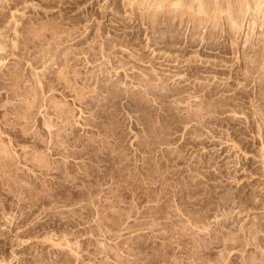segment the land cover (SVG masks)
<instances>
[{
  "label": "rangeland",
  "instance_id": "1",
  "mask_svg": "<svg viewBox=\"0 0 264 264\" xmlns=\"http://www.w3.org/2000/svg\"><path fill=\"white\" fill-rule=\"evenodd\" d=\"M198 3L0 0V264H264V24Z\"/></svg>",
  "mask_w": 264,
  "mask_h": 264
},
{
  "label": "bare ground",
  "instance_id": "2",
  "mask_svg": "<svg viewBox=\"0 0 264 264\" xmlns=\"http://www.w3.org/2000/svg\"><path fill=\"white\" fill-rule=\"evenodd\" d=\"M198 1H199V3H198L199 6L203 7L202 9H203V11H204L205 14H208L211 11L210 9H212V8L214 10H216L217 12H222L224 10H227L228 11L227 14L225 15V17L224 18H220V19L224 20L227 23V26L229 28L228 29V32L230 34L233 33V32H235V31H238L239 30L238 27H237L238 26L237 24L240 23V20L243 18V12L247 8V6H250L249 7L250 8V14L249 15L251 17L249 19V23H250V26L249 27H250V29H251V26H253V24H259V25H263L264 24V0H236V2H235V0H233V2H232V0L231 1L230 0H215L216 2H214L213 4H211L212 2L210 0H198ZM228 6H231L232 7V10L231 11H229ZM216 22H215V24H217ZM213 29L216 30V27L215 26H212V30ZM1 49H3V48H1ZM7 78H9V76ZM7 80H9V79H7ZM22 92H23V90H22ZM260 229H262V228H260Z\"/></svg>",
  "mask_w": 264,
  "mask_h": 264
}]
</instances>
